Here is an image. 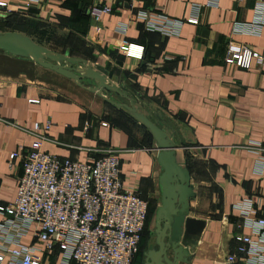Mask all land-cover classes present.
Instances as JSON below:
<instances>
[{"label": "crops", "instance_id": "0c3cea01", "mask_svg": "<svg viewBox=\"0 0 264 264\" xmlns=\"http://www.w3.org/2000/svg\"><path fill=\"white\" fill-rule=\"evenodd\" d=\"M212 1L213 4L212 5ZM215 1V2H214ZM8 14L2 32L34 39L53 52L98 66L115 86L137 102L136 111L155 123L173 142L176 162L189 174L195 194L187 217L204 222L188 264H225L232 236L247 230L232 206L248 198L255 216L264 218V157L261 172L253 167L264 150V28L259 36L235 32L249 24L253 3L236 0H0ZM102 7L109 14L100 12ZM75 10L80 19L67 20ZM143 11L181 23L177 36L147 32L135 15ZM196 24H189V18ZM127 24L125 35L118 26ZM17 28V29H15ZM23 29V31H22ZM45 37H47L45 39ZM39 38V39H37ZM124 40L142 48L140 60L127 58L117 46ZM241 46L263 56L259 67L241 70L223 63L225 50ZM84 84L87 81H83ZM75 90L84 103L70 97ZM68 94V95H67ZM110 99L126 103L115 94ZM49 122L42 151L59 159L83 161L89 153L116 152L123 185L135 184L143 200L158 207L157 151L148 131L123 109L110 108L73 81L31 60L0 51V204L10 203L21 174L19 158L10 159L33 138L26 130ZM101 124H105L102 126ZM92 151V152H91ZM264 156V152H262ZM153 224L145 227L150 232ZM148 236L132 264H140Z\"/></svg>", "mask_w": 264, "mask_h": 264}, {"label": "built area", "instance_id": "2783aa9c", "mask_svg": "<svg viewBox=\"0 0 264 264\" xmlns=\"http://www.w3.org/2000/svg\"><path fill=\"white\" fill-rule=\"evenodd\" d=\"M247 1L253 3V19L249 24L237 23L235 32L259 36L264 28V0ZM100 12L109 14L110 9L102 7ZM8 13L6 4L0 2V17ZM135 19L145 31L166 37L177 36L181 25L143 11ZM187 23L197 20L192 17ZM117 29L124 36L127 24ZM117 49L127 58L142 57V48L124 40ZM262 62V55L245 46L228 47L223 56L224 64L241 70ZM49 129V122L33 124L26 130L33 141L10 155V159H20L21 174L13 200L0 204V264H131L144 228L147 201L135 184H122L113 150L98 155L85 150L89 155L83 161L59 159L42 151ZM246 148L258 157L253 169L259 174L264 150L255 143ZM232 208L240 221L236 228L247 233L232 236V252L224 263L264 264V218L255 216L248 198Z\"/></svg>", "mask_w": 264, "mask_h": 264}, {"label": "water", "instance_id": "95a60500", "mask_svg": "<svg viewBox=\"0 0 264 264\" xmlns=\"http://www.w3.org/2000/svg\"><path fill=\"white\" fill-rule=\"evenodd\" d=\"M0 51L31 60L41 68L73 81L77 87L96 95L116 110H125L132 120L148 131L154 141L155 161L160 170L157 178L159 202L153 212V228L141 253L140 264H188V250L194 248L204 227L203 221L187 217L189 201L195 196L189 174L176 162V147L165 132L136 111L135 97L123 86H115L107 80L105 71L98 66H89L82 59L69 57L66 52L59 54L48 50L23 34L0 32ZM110 94L126 103L113 102Z\"/></svg>", "mask_w": 264, "mask_h": 264}, {"label": "trees", "instance_id": "16d2710c", "mask_svg": "<svg viewBox=\"0 0 264 264\" xmlns=\"http://www.w3.org/2000/svg\"><path fill=\"white\" fill-rule=\"evenodd\" d=\"M73 15L67 20L68 22H74V21H76V20H78V19H80L81 17H83L84 15H82V10H75L73 13H72ZM0 29H2L1 28V26H0ZM22 31H23V29H22ZM0 32H2V31H0ZM47 37H45V39H46ZM32 41V40H31ZM34 41H35V44H37V45H40L39 43L40 42H37L35 39H34ZM33 42V41H32ZM67 53V55H69L70 54V52H69V50H64V52L63 53ZM107 106H109L110 108H113L112 106H110V105H108L107 103H105ZM129 119L131 120V118L129 117ZM150 135V134H149ZM142 198V197H141ZM153 212H154V210H153V208L151 207V204L150 203H147V213H146V219H145V224H144V228H143V230H142V233H141V237H140V241H139V244H138V251H139V245H140V243H141V240L144 238V237H146V236H148V233L147 232H145V227H146V224H147V221H148V219H149V216H152L153 215ZM138 251H137V253H138ZM136 253V254H137ZM136 254H135V256H136ZM135 256H134V258H135ZM134 258H133V260H134ZM133 260H132V263H133ZM131 263V264H132Z\"/></svg>", "mask_w": 264, "mask_h": 264}, {"label": "rangeland", "instance_id": "374dc122", "mask_svg": "<svg viewBox=\"0 0 264 264\" xmlns=\"http://www.w3.org/2000/svg\"><path fill=\"white\" fill-rule=\"evenodd\" d=\"M15 29H17V28H15ZM37 39H39V38H37ZM63 89H65L66 92H67L69 95H71L70 97H72V98H74V99H78V101L84 103V101H83L84 99L79 98V96H78L79 94L76 93L75 90L71 91L67 86H64ZM68 94H67V95H68ZM152 221H153V215H152V216H149V219H148V221H147L146 226H147L148 224H149V226H150V223H151V225H152ZM147 233L149 234V232H147Z\"/></svg>", "mask_w": 264, "mask_h": 264}]
</instances>
